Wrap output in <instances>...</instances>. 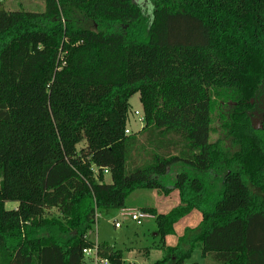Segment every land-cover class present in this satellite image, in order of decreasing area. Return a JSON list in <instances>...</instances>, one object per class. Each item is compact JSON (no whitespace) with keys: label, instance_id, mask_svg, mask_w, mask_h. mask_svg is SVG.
<instances>
[{"label":"trees","instance_id":"obj_1","mask_svg":"<svg viewBox=\"0 0 264 264\" xmlns=\"http://www.w3.org/2000/svg\"><path fill=\"white\" fill-rule=\"evenodd\" d=\"M44 1L0 0V264H83L95 245L126 264L89 232L139 189L179 190L182 207L141 209L163 240L202 213L156 264H264V0ZM138 92L146 143L126 134ZM222 104L234 150L211 141Z\"/></svg>","mask_w":264,"mask_h":264},{"label":"rangeland","instance_id":"obj_2","mask_svg":"<svg viewBox=\"0 0 264 264\" xmlns=\"http://www.w3.org/2000/svg\"><path fill=\"white\" fill-rule=\"evenodd\" d=\"M141 6L145 12H151L148 5L151 0H140ZM1 5L7 10L24 9L30 11H43L46 3L44 0H1ZM129 111L127 117V135H136L141 142L146 143L147 134L144 133V123L139 121V116L135 115V111H139L143 116V105L140 99V93H135L129 100ZM232 105L222 104L215 113L213 122V130L211 132V141L216 142L222 140L224 145L234 150L235 145L231 137L228 136L224 129L223 122L228 116ZM257 128L261 131L264 129L262 121H257ZM128 131V132H127ZM180 167H173L172 171L177 172ZM96 171V168H95ZM105 180L111 182V176L105 170ZM177 199V200H176ZM180 200L179 204L177 202ZM179 190H173L169 195H164L158 189H139L132 192L127 197V206L135 211L142 208L152 207L158 213H169L176 207H182ZM17 206L15 201H7L6 208L13 209ZM140 206H143L142 208ZM156 208H155V207ZM141 208V209H140ZM186 216L180 218L175 224V234L167 235L163 240L157 235L156 220L149 218L142 225H137L128 216L119 215L120 209L98 210L96 223L89 232V237L95 243H105L112 246L115 250L121 251L125 256L126 264H156L165 254L166 246H175L179 237L184 233L187 227H196L202 220V213L194 209ZM142 211V210H141ZM51 214L56 213V209L50 210ZM197 214L200 216L198 222ZM120 222L121 226L116 227L115 222ZM189 262H199L201 264H212L209 258L203 257L200 250H196ZM83 264H96L93 255H85Z\"/></svg>","mask_w":264,"mask_h":264},{"label":"built area","instance_id":"obj_3","mask_svg":"<svg viewBox=\"0 0 264 264\" xmlns=\"http://www.w3.org/2000/svg\"><path fill=\"white\" fill-rule=\"evenodd\" d=\"M135 115L139 116V121L143 122L145 121L144 115L141 116L139 111H135ZM128 132V131H127ZM119 215L121 216H128L131 218L132 221H135L137 225H142L144 223V221L149 220V218H153L152 215H150L149 213L143 212V211H135L132 208H121ZM115 226L116 227H120L121 223L120 222H115ZM84 254L85 255H93L95 257V263L96 264H106L108 262L107 259H101L98 256V247L97 245H95L92 248H86L84 249ZM134 264V263H132Z\"/></svg>","mask_w":264,"mask_h":264},{"label":"crops","instance_id":"obj_4","mask_svg":"<svg viewBox=\"0 0 264 264\" xmlns=\"http://www.w3.org/2000/svg\"><path fill=\"white\" fill-rule=\"evenodd\" d=\"M176 200H177V199H176ZM179 202H180V200L177 202V204H179ZM126 206H127V205H126ZM140 207L142 208L143 206H140ZM154 207H155V206H154ZM141 208H140V209H141ZM155 208H156V207H155ZM156 209H157V208H156ZM193 211H195V210L193 209ZM197 217H198V219H199V220H198V222H199L201 218H200V216H199L198 214H197ZM152 219H154V217H153Z\"/></svg>","mask_w":264,"mask_h":264}]
</instances>
